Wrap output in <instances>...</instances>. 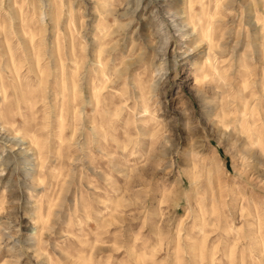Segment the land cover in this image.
<instances>
[{
    "label": "rangeland",
    "instance_id": "374dc122",
    "mask_svg": "<svg viewBox=\"0 0 264 264\" xmlns=\"http://www.w3.org/2000/svg\"><path fill=\"white\" fill-rule=\"evenodd\" d=\"M12 1L0 38L36 34L44 73L14 36L0 264H264V132L209 111L235 97L264 116V0Z\"/></svg>",
    "mask_w": 264,
    "mask_h": 264
},
{
    "label": "bare ground",
    "instance_id": "6f19581e",
    "mask_svg": "<svg viewBox=\"0 0 264 264\" xmlns=\"http://www.w3.org/2000/svg\"><path fill=\"white\" fill-rule=\"evenodd\" d=\"M15 1V0H14ZM28 1V0H27ZM34 0H29V3L33 4ZM51 1V0H50ZM13 2L12 0H10V3ZM2 3V2H1ZM54 4V3H53ZM52 4V5H53ZM31 5V4H30ZM39 5V4H38ZM50 5V4H49ZM1 6V5H0ZM10 6V5H9ZM8 6V7H9ZM13 6V5H12ZM51 6V5H50ZM11 7V6H10ZM43 7V6H42ZM52 7V6H51ZM50 7V8H51ZM53 7H55L53 5ZM34 8V7H33ZM37 9V8H36ZM54 10V9H52ZM108 10V9H107ZM34 11V10H33ZM40 11V10H39ZM49 11V10H48ZM51 11V10H50ZM109 11V10H108ZM42 11L41 10V17H42ZM54 12V11H52ZM39 13V12H38ZM94 13V12H93ZM12 14V12H11ZM51 13H49L50 15ZM36 15V14H35ZM48 15V16H49ZM12 16V15H11ZM15 16V15H13ZM37 16V15H36ZM9 17V16H8ZM40 17V16H39ZM44 17V16H43ZM99 17V16H98ZM14 18V17H13ZM52 18V17H51ZM72 18V17H71ZM57 18H55L56 20ZM98 19V18H97ZM12 20V19H11ZM10 20V21H11ZM60 20V19H59ZM43 21V20H42ZM45 21V20H44ZM43 21V22H44ZM64 21V20H63ZM74 21V20H73ZM167 21V20H166ZM57 22V21H56ZM20 23V22H19ZM17 25V24H16ZM189 27V26H188ZM13 28V27H11ZM9 30V29H8ZM18 30V28H17ZM188 30V29H187ZM209 30V29H208ZM51 31V30H50ZM210 31V30H209ZM1 32V31H0ZM68 32V31H67ZM4 33V32H3ZM42 33V32H41ZM192 33V32H191ZM1 34V33H0ZM20 35L19 38L22 42V46H24V49L26 50L28 56L27 59L30 61L29 65H30V71H32L31 73H36L37 75L40 73H44V65L42 63V59L44 58L43 53L41 51H37L36 53H33V49L36 48V34H34L33 32L29 31V30H18V31H6V33H4V37L1 39L0 38V56H3L5 58L4 61V66L6 69V74L7 76H9L11 78V80L15 79V77H17L18 74V70H17V65H16V54L14 51V47H13V37ZM1 36V35H0ZM18 37V36H17ZM19 40V42H20ZM42 41V40H41ZM44 42V40H43ZM56 43V42H55ZM54 45V44H53ZM51 46V45H50ZM57 47V46H56ZM38 49V48H37ZM24 50V51H25ZM55 51V50H54ZM53 52V51H52ZM94 54V53H93ZM52 61L54 63V67H58L60 66L61 68V73L59 72V74H61L63 76V73H65L64 70V66L63 63L61 62V55L59 56L58 54H56V51L54 53H52L51 55ZM26 59V60H27ZM73 63V61H72ZM1 65V62H0ZM209 67L212 69H217L215 66V63L210 62ZM67 70V69H66ZM96 70V69H95ZM42 73V74H43ZM72 73H76V70H74ZM30 74V73H29ZM28 75V74H27ZM38 76H42V75H38ZM58 76V75H57ZM56 76V78H57ZM60 76V75H59ZM52 77V76H51ZM82 77V76H81ZM0 78H2V71L0 70ZM27 78V76H26ZM55 78V80H56ZM60 78V77H59ZM84 78V77H83ZM41 82L44 80V78L40 79ZM64 80V79H63ZM66 80V79H65ZM64 80V81H65ZM63 81V82H64ZM68 82V79H67ZM57 83H59L58 79H57ZM58 85V84H57ZM53 89V88H52ZM60 93V92H59ZM66 93V92H64ZM0 94L2 96L3 99H6L7 97V89L5 86H2L0 88ZM208 96V95H207ZM236 98L234 97V99L229 100L227 99V97H223L220 103H216L214 104H209V111L211 112H216V115L220 117L221 121L225 124L228 125L230 123H234L237 124V127L240 129V132L242 134L243 137H245V141L249 142V143H254V142H260L261 141V137L263 135L264 132V116H262L261 118H258L256 116V110H255V106H251L249 103L247 102H243V101H238L235 100ZM33 100V99H32ZM25 101V100H24ZM208 102V101H207ZM211 102V101H210ZM236 102L235 106H234V111L232 113V107L230 106L232 103ZM213 103V102H212ZM4 110V109H3ZM63 110V109H62ZM8 118H9V110H5V111H1L0 110V120H3L5 123L8 122ZM261 119V122H260ZM149 122V121H148ZM152 122V121H151ZM2 124V123H1ZM147 125V124H146ZM144 126V125H143ZM236 126V125H235ZM146 128V127H145ZM140 132H146V130L142 127V129H139ZM159 131L161 130H157L156 132L159 134ZM95 132V129H94ZM141 133V134H142ZM95 134V133H94ZM145 134V133H143ZM157 134V135H158ZM159 137H162V146L166 147V144L169 142V138L165 135H160ZM264 141V140H263ZM19 142H15L12 141L10 143L11 147H14L15 145H18ZM168 145V144H167ZM13 149V148H12ZM169 149V148H168ZM166 151V150H165ZM170 154V153H169ZM17 156H19V158L22 160V162L26 163V166L28 165V163H32L31 160V155L29 154V152L25 151V150H19L18 152H16ZM1 157V156H0ZM10 156H7L5 159L2 160L1 162V166L3 165L4 167L9 166L10 164ZM35 159V158H34ZM35 161V160H34ZM35 164V163H34ZM30 165V164H29ZM24 168V167H23ZM26 168V167H25ZM90 168V167H89ZM30 170V172L34 171V165L32 164V166H30L28 168ZM49 170V169H48ZM97 170V169H96ZM121 171V170H120ZM29 172V173H30ZM28 173V174H29ZM101 175V174H100ZM35 180V179H34ZM36 184V183H35ZM182 186V185H181ZM26 200V199H25ZM30 202V201H29ZM34 203V202H33ZM31 204V203H30ZM38 205V204H37ZM49 214V213H48ZM47 222V221H46ZM198 228L201 232L204 231V226H201L199 224ZM36 226V225H35ZM49 229V228H48ZM47 229V230H48ZM253 230V229H252ZM250 232V230H249ZM257 233V231H256ZM255 233V234H256ZM264 233V232H263ZM250 234V233H249ZM252 234V233H251ZM254 235V234H253ZM10 236V235H9ZM41 236V235H40ZM246 236H250L251 235H246ZM255 236V235H254ZM253 236V239L255 240ZM257 236V235H256ZM33 237V236H32ZM35 237V236H34ZM244 237V236H243ZM249 237V238H250ZM260 237V236H259ZM39 238V236H38ZM37 238V239H38ZM252 238V237H251ZM261 238V237H260ZM259 238V239H260ZM40 239V238H39ZM244 238H242L243 240ZM248 239V238H247ZM262 239V238H261ZM32 241L34 240L33 238L31 239ZM131 240V239H130ZM254 240H250L251 242ZM38 241V240H37ZM256 241V240H255ZM260 241V240H259ZM249 242V241H248ZM262 242V241H261ZM40 243V242H39ZM245 243V242H244ZM243 243V245H244ZM254 244V243H252ZM13 245V244H12ZM250 245V244H249ZM248 245V246H249ZM259 245V244H258ZM17 246V245H16ZM131 246V245H130ZM246 246V245H245ZM256 246V245H255ZM243 247V246H242ZM261 247V246H260ZM14 248V247H13ZM256 248V247H253ZM257 249V248H256ZM26 250V249H25ZM264 250V249H263ZM253 251V250H252ZM252 253V252H251ZM256 253V251L254 252ZM253 253V254H254ZM261 253V252H260ZM244 254V253H243ZM257 254V253H256ZM263 254V253H261ZM251 255V254H250ZM258 256V255H255ZM252 257V256H251ZM260 257V256H259ZM44 258V257H43ZM255 258V257H254ZM243 259V258H242ZM252 260V259H251ZM256 260V259H254ZM260 260V259H259ZM262 260V259H261ZM71 261V260H70ZM244 261V260H243ZM264 261V260H263ZM249 262V261H248ZM255 262V261H253ZM252 263V261H251ZM262 263V261L260 262ZM214 264V263H212ZM242 264V262H241ZM253 264V263H252Z\"/></svg>",
    "mask_w": 264,
    "mask_h": 264
}]
</instances>
